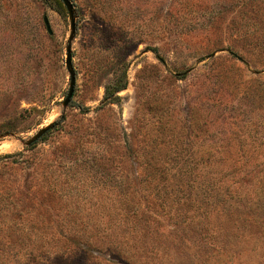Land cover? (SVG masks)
Instances as JSON below:
<instances>
[{"label":"rangeland","instance_id":"374dc122","mask_svg":"<svg viewBox=\"0 0 264 264\" xmlns=\"http://www.w3.org/2000/svg\"><path fill=\"white\" fill-rule=\"evenodd\" d=\"M71 1L64 107L66 6L0 0V264H264V0Z\"/></svg>","mask_w":264,"mask_h":264},{"label":"water","instance_id":"95a60500","mask_svg":"<svg viewBox=\"0 0 264 264\" xmlns=\"http://www.w3.org/2000/svg\"><path fill=\"white\" fill-rule=\"evenodd\" d=\"M62 1L68 10V14L70 17V27H71V33L69 36L68 45H67V49H66L67 50V52H66V67H67L69 74H70V85H69L68 93L62 102L63 106L67 107L70 104L71 99L73 97L75 83H76V73H75V69L73 66V62H72V48H71V41H72L73 37L75 36V32H76V13H75L74 4L71 0H62ZM44 23L46 25L48 32L52 33L53 30H52L50 21H49L47 16H44ZM55 123L56 122H51V123L47 124L46 126L40 128L35 135H33L29 139L25 140V144L31 145L32 143L39 140L47 131H49L51 128H53L55 126Z\"/></svg>","mask_w":264,"mask_h":264},{"label":"trees","instance_id":"16d2710c","mask_svg":"<svg viewBox=\"0 0 264 264\" xmlns=\"http://www.w3.org/2000/svg\"><path fill=\"white\" fill-rule=\"evenodd\" d=\"M126 85V80L123 78H118L114 84L106 86V97L110 99H116L118 97L117 92L123 89Z\"/></svg>","mask_w":264,"mask_h":264}]
</instances>
